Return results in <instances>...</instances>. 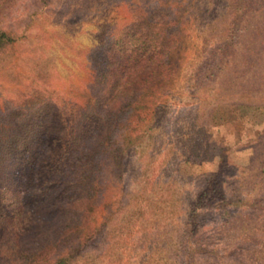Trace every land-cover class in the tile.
<instances>
[{
    "label": "trees",
    "instance_id": "16d2710c",
    "mask_svg": "<svg viewBox=\"0 0 264 264\" xmlns=\"http://www.w3.org/2000/svg\"><path fill=\"white\" fill-rule=\"evenodd\" d=\"M81 1L98 10L114 2ZM125 1L126 20L82 51L94 72L93 91L82 94L80 112L65 128L39 90L0 107V264H77L101 233L111 247L123 223L141 231V244L151 240L135 264H219L232 254L264 264V239L248 237L263 235V195H226L233 166L221 152L182 197L172 184L185 160L166 161L170 148L157 150V163L176 175L156 190L153 159L144 160L155 149L164 107L148 95L174 86L211 87L236 51L254 0ZM194 30L202 33L200 45L184 75ZM13 42L0 28V60ZM234 224L252 230L234 240ZM118 254L109 262L118 264Z\"/></svg>",
    "mask_w": 264,
    "mask_h": 264
},
{
    "label": "rangeland",
    "instance_id": "374dc122",
    "mask_svg": "<svg viewBox=\"0 0 264 264\" xmlns=\"http://www.w3.org/2000/svg\"><path fill=\"white\" fill-rule=\"evenodd\" d=\"M113 1L102 3L98 10L81 0H0V28L14 39L9 55L0 60V107L39 90L58 127L65 128L78 116L82 94H92L94 75L82 51L102 43L107 29L127 18L126 1ZM254 2L243 20L236 51L211 87L174 86L148 95L164 106L160 128L151 142L155 149L144 158L153 159L150 168L155 174V190L169 184L170 175H176L170 174L169 164L162 167L157 163L162 156L157 150L170 148L166 161L185 160L182 174L172 184L179 188L181 197L194 190L221 152L234 168L223 184L226 195L264 198V0ZM201 35L195 30L190 34L184 75L197 55ZM123 176L126 186L128 175ZM244 227L230 226L234 240L252 230L250 224ZM103 233L89 243L87 256L77 264H115V258L109 261L117 253L118 264H135L144 254L142 246L151 241L141 244V231L124 223L110 239L111 247L104 243ZM248 237L260 242L264 232L251 231ZM252 259L244 254L240 260L232 254L219 264H252Z\"/></svg>",
    "mask_w": 264,
    "mask_h": 264
}]
</instances>
